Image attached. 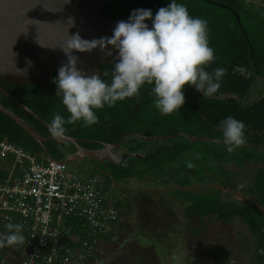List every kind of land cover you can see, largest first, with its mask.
<instances>
[{
  "label": "trees",
  "instance_id": "trees-1",
  "mask_svg": "<svg viewBox=\"0 0 264 264\" xmlns=\"http://www.w3.org/2000/svg\"><path fill=\"white\" fill-rule=\"evenodd\" d=\"M171 0H108L104 13L107 18L127 21L135 9H151L153 16ZM184 4L193 17L208 23L209 45L214 60L206 66L212 73L225 68L218 91L204 96L194 87L185 85V104L170 114L162 115L154 107V85L145 84L138 96L118 101L113 107L98 109V122L87 125L82 120L66 124V135L95 142L84 141L85 148L98 149L101 143H116L123 135V147L128 152L143 151L147 158H128L123 165L108 163L115 181L134 178L153 181L163 186L178 184L181 189L169 192L189 202L188 216L198 218L217 216L220 221L235 217L249 227L256 237L253 256L257 264H264V215L253 202L237 199L230 192L207 184H220L229 188L233 182L231 170L248 166L251 190L255 201L264 208V91L250 98L255 83L264 79V0H177ZM151 26V21H146ZM114 62L101 67V78L111 82ZM58 72L54 73V77ZM0 86L14 98L25 104L48 124L59 113L66 120L70 113L62 103V94L54 83L49 85L24 83ZM0 102L29 123L37 132L51 136L49 129L27 111L1 97ZM243 121L246 125V142L229 153L223 143L221 122L227 117ZM167 136L174 138L145 141L136 136ZM191 137L199 140L192 141ZM0 138L13 142L36 155H45L44 147L36 142L10 117L0 112ZM51 157L60 161L65 151L75 150L71 143L61 146L55 141L44 143ZM191 164L192 167H188ZM231 165L235 169H231ZM236 172V171H235ZM4 172L0 169V177ZM96 174V173H93ZM200 185L199 187H194ZM185 187H191L184 190ZM167 188V187H166ZM121 206V205H120ZM121 238L122 225L118 217L115 223ZM106 240V237L103 238ZM103 253V247L95 257Z\"/></svg>",
  "mask_w": 264,
  "mask_h": 264
},
{
  "label": "clouds",
  "instance_id": "clouds-1",
  "mask_svg": "<svg viewBox=\"0 0 264 264\" xmlns=\"http://www.w3.org/2000/svg\"><path fill=\"white\" fill-rule=\"evenodd\" d=\"M146 21H151V26ZM84 42L102 51L108 46L118 51L110 83L101 75H87L78 67L79 57L72 52L78 51ZM67 47L72 51L63 49L67 62L59 68L54 83L70 116L67 120L59 113L54 116L49 131L55 138H62L67 132L65 125L77 120L87 125L96 124L95 110L138 96L145 84L154 85V107L162 115H170L185 104V85L211 96L218 91L227 72L225 68H216L212 73L206 71V66L215 58V50L209 45L208 23L191 16L187 7L177 0H171L154 16L151 9L133 10L127 21L117 22L111 37L89 42L78 34L71 36ZM220 127L229 153L245 144L243 121L229 116ZM9 228L14 231L0 233V246L25 240L22 225H9Z\"/></svg>",
  "mask_w": 264,
  "mask_h": 264
},
{
  "label": "built area",
  "instance_id": "built-area-1",
  "mask_svg": "<svg viewBox=\"0 0 264 264\" xmlns=\"http://www.w3.org/2000/svg\"><path fill=\"white\" fill-rule=\"evenodd\" d=\"M0 167V233L20 224L25 237L0 246V264H86L120 240L118 211L106 204L98 174L82 175L1 138Z\"/></svg>",
  "mask_w": 264,
  "mask_h": 264
},
{
  "label": "water",
  "instance_id": "water-1",
  "mask_svg": "<svg viewBox=\"0 0 264 264\" xmlns=\"http://www.w3.org/2000/svg\"><path fill=\"white\" fill-rule=\"evenodd\" d=\"M108 0H0V80L6 84H44L53 83L54 73L67 62V55L63 51L68 49L67 43L71 36L79 35L85 41H94L103 37H111L117 24V20L107 18L104 7ZM111 52V55L107 53ZM73 55L79 57L78 67L87 75H101V67L104 64L113 63L118 57V51L112 46L102 51L94 44L81 43L79 50H73ZM31 61V64L28 62ZM6 97L18 105L35 119L39 120L49 129V124L40 118L25 104L14 98L0 86V98ZM0 112L10 117L18 126L29 134L36 142L44 147L48 159H53L44 143L55 141L58 145L71 143L75 150L65 151L64 163L84 164L86 169H92L102 173V169L96 164L104 165L112 162L123 165L128 158H147L151 156L145 152L117 153L116 149L126 137L123 135L116 143H101L98 149L85 148L81 145L83 140L69 135L55 138L47 137L37 132L29 123L19 117L0 102ZM142 140H164L174 138L167 136H143L136 134ZM192 141L199 140L191 137ZM97 162V163H96ZM105 174V173H104ZM111 181L114 179L110 176ZM115 183V182H113ZM117 185V183H115ZM195 185L194 187H199ZM228 191L220 184H207ZM191 187H185L184 190ZM173 189L163 188L165 191ZM162 190V189H160ZM253 202L264 215L263 207L253 198L241 195Z\"/></svg>",
  "mask_w": 264,
  "mask_h": 264
},
{
  "label": "rangeland",
  "instance_id": "rangeland-1",
  "mask_svg": "<svg viewBox=\"0 0 264 264\" xmlns=\"http://www.w3.org/2000/svg\"><path fill=\"white\" fill-rule=\"evenodd\" d=\"M257 81L250 98L264 91V79ZM231 169L235 167L231 165ZM231 171V187L242 193L252 169L246 165ZM129 185L145 190L126 196L120 240L104 245L103 253L86 264H256V237L240 218L223 222L214 215L188 216L189 202L163 190L178 184L163 186L132 178Z\"/></svg>",
  "mask_w": 264,
  "mask_h": 264
},
{
  "label": "flooded vegetation",
  "instance_id": "flooded-vegetation-1",
  "mask_svg": "<svg viewBox=\"0 0 264 264\" xmlns=\"http://www.w3.org/2000/svg\"><path fill=\"white\" fill-rule=\"evenodd\" d=\"M122 147H123V143L116 149V152L117 153L128 152L125 148H122ZM45 157H47V156L45 155ZM108 163H112V162H106L104 165H101L99 163L96 164L97 166H99L100 169H102V171H104L102 173H98L92 169H86L84 164H73V163L72 164L67 163V164H68V166L69 165L76 166L78 168V170L82 171V175H85V174L86 175L87 174L92 175L93 173L98 174V176L100 177V186H101L102 192L104 194L106 204L111 205V206L116 208V210L118 211V217L121 220L122 216H123L121 214V208H123L125 206V203H126L125 200L127 199L126 196L131 197L130 194H132L133 191H137V190L141 191V190H145V188H143V187L139 188V187H134V186L129 185V181L132 178H129L127 180H121V181H115L114 180L113 182L117 183V185L115 183H113L110 179V176H112V174L109 171ZM250 180H251V178L249 179V181L246 180V183H244L245 187H244V189H242L243 190L242 193H237L236 191H234V189H232L234 187V186L231 187V184H233V182L230 184V187L226 188V189H228V192H230L232 195H234L237 199H246V198H243L241 196V195H246L247 197L253 198L255 200V195H254L253 191L251 190L252 182ZM146 190H153V189H146ZM236 195L239 197H237ZM246 200H248V199H246ZM235 218H237V217H235ZM235 218H233V219H235ZM238 218H240V217H238ZM120 223H121V221H120ZM248 229H249V227H248ZM249 231H250V229H249Z\"/></svg>",
  "mask_w": 264,
  "mask_h": 264
},
{
  "label": "crops",
  "instance_id": "crops-1",
  "mask_svg": "<svg viewBox=\"0 0 264 264\" xmlns=\"http://www.w3.org/2000/svg\"><path fill=\"white\" fill-rule=\"evenodd\" d=\"M3 165V163L1 164V166ZM71 166V165H70ZM1 168V167H0ZM74 170V169H73ZM76 171H78L80 174H82V171H80V170H76ZM88 175V174H87Z\"/></svg>",
  "mask_w": 264,
  "mask_h": 264
}]
</instances>
